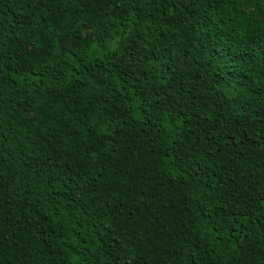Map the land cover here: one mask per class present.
Masks as SVG:
<instances>
[{"label":"trees","instance_id":"trees-1","mask_svg":"<svg viewBox=\"0 0 264 264\" xmlns=\"http://www.w3.org/2000/svg\"><path fill=\"white\" fill-rule=\"evenodd\" d=\"M0 264H264V0H0Z\"/></svg>","mask_w":264,"mask_h":264}]
</instances>
